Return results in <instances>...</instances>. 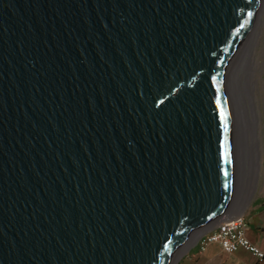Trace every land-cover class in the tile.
<instances>
[{
	"label": "water",
	"instance_id": "water-1",
	"mask_svg": "<svg viewBox=\"0 0 264 264\" xmlns=\"http://www.w3.org/2000/svg\"><path fill=\"white\" fill-rule=\"evenodd\" d=\"M263 11L0 0V264H180L233 219L252 182L237 89Z\"/></svg>",
	"mask_w": 264,
	"mask_h": 264
},
{
	"label": "crops",
	"instance_id": "crops-1",
	"mask_svg": "<svg viewBox=\"0 0 264 264\" xmlns=\"http://www.w3.org/2000/svg\"><path fill=\"white\" fill-rule=\"evenodd\" d=\"M239 216H243L248 224L249 240L264 251V190L259 189L257 180L252 179L247 198L231 217ZM187 249L190 253L182 264H264L245 249L233 254L225 253L218 245H211L204 253L199 252L198 244Z\"/></svg>",
	"mask_w": 264,
	"mask_h": 264
},
{
	"label": "bare ground",
	"instance_id": "bare-ground-1",
	"mask_svg": "<svg viewBox=\"0 0 264 264\" xmlns=\"http://www.w3.org/2000/svg\"><path fill=\"white\" fill-rule=\"evenodd\" d=\"M262 24H264L263 19L260 26ZM260 26L256 31V36L254 35L245 73L237 89V93L242 98L249 113V141L251 138L257 141L258 132L264 135V119L262 121V115L259 111L262 106L264 117V94H262L261 90L262 88L264 89V50H258V46H260L259 40L261 38ZM256 52H258V54H256ZM260 59L263 60L260 61ZM250 146H252L251 150L254 152L259 151L257 142L255 145L256 147H253V144ZM258 173L259 170L257 169L254 173L255 176L258 175ZM191 240H194V237H191L187 243Z\"/></svg>",
	"mask_w": 264,
	"mask_h": 264
},
{
	"label": "built area",
	"instance_id": "built-area-1",
	"mask_svg": "<svg viewBox=\"0 0 264 264\" xmlns=\"http://www.w3.org/2000/svg\"><path fill=\"white\" fill-rule=\"evenodd\" d=\"M248 224L243 216L217 223L209 233L197 242L199 252L204 253L211 245H218L227 254L240 249L249 251L259 262L264 261V251L247 237Z\"/></svg>",
	"mask_w": 264,
	"mask_h": 264
},
{
	"label": "rangeland",
	"instance_id": "rangeland-1",
	"mask_svg": "<svg viewBox=\"0 0 264 264\" xmlns=\"http://www.w3.org/2000/svg\"><path fill=\"white\" fill-rule=\"evenodd\" d=\"M262 19L264 20V11L262 13ZM260 31H261V38L259 40L260 46H258V50H264V24H262L260 26ZM256 54H258V52H256ZM261 60H263V59H260V61ZM261 90H262V94H264V89L262 88ZM259 111L261 112V115H262L261 119L263 121L264 117H263L262 106H261V109ZM249 142H250V145L253 144V147L256 145V142H257L258 149H259V151H257V152H254L253 150H251L250 161H251V168H252V179L257 180V182L259 184V189L264 190V135H262V134H260V132H258L257 141L255 139L251 138ZM250 147H252V146H250ZM257 169L259 170V173H258V175L255 176L254 173ZM195 245H197V242L193 243V240L189 241L186 244L180 264H182L184 262L185 256L188 255V253H190V250H188L187 248H189L190 246H195Z\"/></svg>",
	"mask_w": 264,
	"mask_h": 264
}]
</instances>
